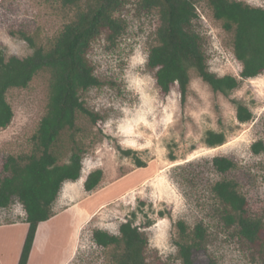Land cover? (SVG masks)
Segmentation results:
<instances>
[{"label":"rangeland","instance_id":"1","mask_svg":"<svg viewBox=\"0 0 264 264\" xmlns=\"http://www.w3.org/2000/svg\"><path fill=\"white\" fill-rule=\"evenodd\" d=\"M243 1L264 7V0ZM196 6L197 30L210 69L240 77L233 32L214 18L205 0ZM75 12L76 6L63 0H0V51L7 57L32 53L19 30L48 47ZM117 15L125 18L127 30L115 44L104 36L94 42L90 59L102 85L82 93L101 119L94 122L80 113L77 129L62 135L60 163L69 161L78 144L83 149L82 175L64 183L53 204L56 218L40 225L33 264H115V248L98 246L93 231L118 234L121 223L134 214V223L149 239L148 264L181 263L176 244V222L181 219L191 229L198 222L207 226L208 250L218 257V264H261L259 248L249 250L234 228L223 224L210 184L224 177L235 179L251 212L264 217V152L251 149L253 142L264 141V73L242 79L226 95L215 92L192 70L185 102L177 86L164 96L146 67L149 47L157 42L158 15L140 11L137 0H129ZM49 80V71H42L27 87L9 90L14 117L7 128H0V176L8 155L31 151L32 136L46 111ZM235 100L253 111L252 120L238 121ZM209 129L225 132L226 142L209 146ZM126 149L135 153L126 156ZM218 155L232 158L236 167L225 175L216 172L212 158ZM137 157L147 165L139 167ZM95 169H102L104 177L96 189L86 191V177ZM23 219L20 202L0 209V244L9 260L22 250L27 233Z\"/></svg>","mask_w":264,"mask_h":264},{"label":"trees","instance_id":"2","mask_svg":"<svg viewBox=\"0 0 264 264\" xmlns=\"http://www.w3.org/2000/svg\"><path fill=\"white\" fill-rule=\"evenodd\" d=\"M83 1V4H80ZM129 0H63L76 6L75 16L65 22L48 47L37 45L34 36L19 30V36L33 48L30 55L7 57L0 51V128H7L14 110L7 98L9 90L27 87L42 71H49L48 101L45 114L32 136L29 152L10 154L3 162L0 176V209L20 202L25 210L27 233L17 264H28L36 233L41 223L55 214L53 204L65 182L80 179L83 170V149L77 148L68 162L60 163L62 135L77 129L79 114L97 122L98 112L87 105L82 93L102 85L96 67L90 59L94 42L104 36L110 44L126 32L127 22L118 12ZM199 0H137L140 11L156 13L157 42L149 47L146 67L154 73L162 95L167 96L178 87L185 102L191 82V71L210 85L215 92L226 95L238 88L242 79L255 78L264 73V7L243 0H205L213 16L224 28L233 32V51L241 62L240 77L218 75L208 63L203 37L197 30L200 15ZM16 35V32H11ZM236 116L245 123L253 118V111L235 100ZM76 141V140H74ZM205 142L215 147L226 142L223 131L207 130ZM255 154L264 152V141L252 143ZM126 156L133 149L122 151ZM172 160L176 157L170 155ZM139 167L147 164L136 158ZM212 166L220 174H227L236 162L227 156H214ZM104 177L102 169L91 171L84 182L86 191L96 189ZM192 178V177H191ZM187 178L190 182L192 179ZM213 196L219 202L220 219L226 227H233L235 235L248 249L259 248L260 262L264 264V217L254 215L239 182L222 178L210 184ZM129 218L121 223L118 234L103 229L93 231L94 242L103 248L114 247L115 264H148L149 239L145 231ZM13 223V222H11ZM180 264H218V257L208 250V228L198 222L193 229L185 220L176 222ZM205 255L206 257H201Z\"/></svg>","mask_w":264,"mask_h":264},{"label":"crops","instance_id":"3","mask_svg":"<svg viewBox=\"0 0 264 264\" xmlns=\"http://www.w3.org/2000/svg\"><path fill=\"white\" fill-rule=\"evenodd\" d=\"M103 203H101V204H103ZM55 216H53L51 219H49L48 221H45V222L53 221L56 218ZM21 222L26 224L27 227H28V224L26 222H24V220L21 221ZM17 223H10V225H14V224H17ZM40 225H42V223ZM40 225H39L37 233H36L37 236L35 237L34 245H33V248H32L31 254H30V258H29L28 264H33V259L35 257V252H36L35 251L36 242H37V238H38V235H39ZM18 249L16 250V253H15L16 255H15L14 259H12L13 257H11V259L9 260V257L7 256V253L6 254L3 253V250L1 249V244H0V264H17L18 260H19L20 253H21V249H20V251ZM65 262H64V264H65Z\"/></svg>","mask_w":264,"mask_h":264},{"label":"bare ground","instance_id":"4","mask_svg":"<svg viewBox=\"0 0 264 264\" xmlns=\"http://www.w3.org/2000/svg\"><path fill=\"white\" fill-rule=\"evenodd\" d=\"M139 168V167H138ZM140 169V168H139ZM145 169V168H144ZM143 170V169H142ZM151 172V171H150ZM127 178V177H126ZM119 190V189H118ZM42 226V225H41ZM40 230H41V228H40ZM40 233V232H39ZM40 235V234H39ZM38 235V236H39ZM39 239L37 238V242H36V246H37V244L39 245ZM72 242V241H71ZM74 243H72L71 245H73ZM59 246V245H58ZM37 249H38V246L36 247ZM68 248V247H67ZM41 250V249H40ZM70 250H71V248H70ZM67 251H68V249H67ZM68 253V252H67ZM56 254V253H55ZM57 255V254H56ZM59 256H60V254H59ZM57 257V256H56ZM56 262V261H55Z\"/></svg>","mask_w":264,"mask_h":264}]
</instances>
